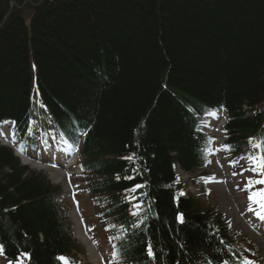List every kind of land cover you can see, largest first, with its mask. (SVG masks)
<instances>
[{
  "label": "trees",
  "instance_id": "obj_1",
  "mask_svg": "<svg viewBox=\"0 0 264 264\" xmlns=\"http://www.w3.org/2000/svg\"><path fill=\"white\" fill-rule=\"evenodd\" d=\"M216 107L226 113L233 157L264 151L249 144L264 141V0H0V120L15 119L25 150L49 128L56 137L84 129L83 169L103 235L128 229L111 242L122 264L243 257L229 225L190 196L176 198L172 185L176 166L193 171L208 160L210 136L195 125ZM49 112L56 122L36 128ZM132 153L135 164L123 159ZM135 184L145 185L140 229L129 227L137 218L124 199ZM59 192L0 145L4 258L27 252L26 264H62L57 257L71 256L76 242ZM110 224L117 228L105 231Z\"/></svg>",
  "mask_w": 264,
  "mask_h": 264
},
{
  "label": "rangeland",
  "instance_id": "obj_2",
  "mask_svg": "<svg viewBox=\"0 0 264 264\" xmlns=\"http://www.w3.org/2000/svg\"><path fill=\"white\" fill-rule=\"evenodd\" d=\"M217 127V123L213 124L211 130H215ZM215 134H217V132ZM218 148H220V146H216L214 150H212L210 156L211 163L207 166L204 172L211 175H206L204 173L200 174L203 175V179H201L198 185H194L192 181L193 177L197 175L198 172L187 174L178 170L177 176L179 179L185 182L187 193L193 195L203 208L215 211V218L222 216L223 219L229 225H231L230 232L233 235L236 243L243 249L244 257H246L248 260L254 261L255 264H264V239L257 232L252 233V231L244 226V223L249 224V222L252 225H255V221L250 217L251 212L249 214L248 209L245 207L249 203L247 199L248 193L246 191L240 190L244 188V185L247 183L246 177H252L253 179H259L260 177L248 171H245L243 175H240L239 173L241 172L242 168L238 167L237 164L233 166L230 161L235 160L226 155L224 150L216 151ZM54 150H58V153L62 151V149ZM53 151H46L42 155H48L49 157H52ZM59 159H61V157ZM23 160L29 162L32 166H43L40 162L31 161L25 156L23 157ZM47 170L50 172L52 180L62 185L64 189V195L69 200L68 203H72L70 217L73 222L75 221L74 223L78 222L80 225L79 227V225L76 226L75 224L74 229L76 241L80 249H77L78 253H73L71 257L65 258H67L69 264H78V262L82 264H97L95 261L97 250H88L89 243L80 240L81 238L78 237L79 232H82L85 237L92 242V244H102V246L99 248V250H101V255L103 256L102 264H108L104 258L105 251L107 248L109 249L108 244H103L101 240L97 239V236L93 235L95 232L91 230V233L87 228V225H89L91 221L97 223V220L95 218H91L92 208L88 206L89 203H87V201L84 202L85 196L78 199L79 201L83 200V203H79V209H77L76 206L78 202L73 196L72 192H74V189L72 187V180L70 174L67 176V170L64 169V167L49 168ZM234 172L237 173V175H233ZM207 177H213L215 180H219V182L209 183L207 182L209 180ZM228 185H230L231 188L228 187ZM260 188H264V184L255 185V190H259ZM230 192L236 196L239 207L235 206L236 202H234L232 199L226 198L229 196ZM82 205L85 206V209L82 207L81 213ZM242 211L244 212L243 218L240 217ZM83 218L86 222H84ZM245 218H248L249 220L246 221ZM78 227L80 228V231ZM0 264H9V262H5L1 259Z\"/></svg>",
  "mask_w": 264,
  "mask_h": 264
},
{
  "label": "snow or ice",
  "instance_id": "obj_3",
  "mask_svg": "<svg viewBox=\"0 0 264 264\" xmlns=\"http://www.w3.org/2000/svg\"><path fill=\"white\" fill-rule=\"evenodd\" d=\"M211 115V113H210ZM14 123V122H13ZM3 133H0L2 135ZM82 135H86V133H82ZM213 142L212 138H208V143L211 144ZM249 144L252 148L260 150L264 149V141L256 142L254 138L249 139ZM75 145L70 144L69 148L74 147ZM23 150V149H22ZM230 151L229 145H222L221 148L216 149V151ZM205 153H211V149L205 148L203 150ZM123 159L128 160L131 164H135L136 160L138 159L135 153L127 157H123ZM240 159L246 160L248 163V167L246 169H242L239 173L243 175L245 171L251 172L256 176L260 177L259 179H253L252 177H246L247 183L244 185V188L240 189L241 191H246L248 193V211L253 213L258 219L264 221V188H260L259 190H255V185L257 184H264V154L259 153H249L245 156H242ZM206 163H211V161H207ZM219 163V161H218ZM230 163L235 166L237 161H230ZM132 171L139 174V170L137 168H132ZM233 175H237V173H233ZM125 179H133L132 176H125ZM117 179H120L117 176ZM203 179V178H202ZM176 183H179V177H177ZM145 187L143 184H135L133 187L125 189V197L124 199L131 205L129 208V214L137 219L130 224L131 229H140L141 225L144 224L146 217L141 218V213L143 212V202L139 200L137 195V190ZM143 195V193H140ZM183 195V193H181ZM135 201V203H133ZM255 205V207H254ZM177 222L183 223L184 217L182 213H178L175 217ZM231 226V225H229ZM117 228V225L110 224L105 231L109 229ZM120 234L115 236H109V242L111 243L114 240L123 241L128 236V229L124 228L123 225L119 226ZM221 244L224 241H220ZM154 246L151 243V240L147 241L146 246V255L148 258L155 260V253L153 250ZM4 253V245L0 244V255ZM30 259V254L27 252H20L19 256L15 260V264H26L27 260ZM58 260L62 262V264H69L67 258L60 256L57 257ZM124 259L120 249L117 247L116 244H112V252H111V259L108 261V264H122V260ZM234 260L236 264H255L254 261L248 260L246 257H238L232 256L231 260L225 259L222 261V264H231V261ZM9 264H13L12 261H9ZM207 264H212V261H208Z\"/></svg>",
  "mask_w": 264,
  "mask_h": 264
},
{
  "label": "bare ground",
  "instance_id": "obj_4",
  "mask_svg": "<svg viewBox=\"0 0 264 264\" xmlns=\"http://www.w3.org/2000/svg\"><path fill=\"white\" fill-rule=\"evenodd\" d=\"M9 118V117H8ZM235 206H237V203H235ZM233 214H234V212H233ZM243 216V215H242ZM244 226L246 227V228H252V233H255V232H259V230L254 226V225H249V224H245L244 223ZM78 229H79V231H80V228L78 227ZM78 237H80L81 238V240L82 241H87V238L81 233V232H79V235H78ZM89 248H90V250H92V247H91V245L89 246Z\"/></svg>",
  "mask_w": 264,
  "mask_h": 264
}]
</instances>
